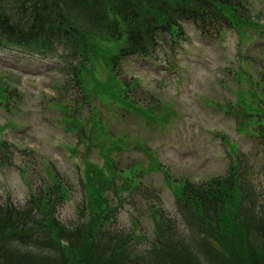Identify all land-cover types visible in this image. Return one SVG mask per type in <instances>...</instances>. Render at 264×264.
<instances>
[{
    "label": "rangeland",
    "instance_id": "obj_1",
    "mask_svg": "<svg viewBox=\"0 0 264 264\" xmlns=\"http://www.w3.org/2000/svg\"><path fill=\"white\" fill-rule=\"evenodd\" d=\"M244 1L251 17L245 33L223 27L202 34L183 21L177 44L167 34L150 56L125 58L120 77L110 69L115 44L95 41L82 88L74 80L63 86L58 59L1 49L0 87L8 96L0 97V139L16 150L0 163V200L23 205L56 174L66 184L56 214L69 224L84 199L82 179L112 196L116 189L104 178L111 176L123 186L119 198L134 190L131 175L154 187L161 207L183 226L178 180L222 177L237 164L263 199L264 139L256 132H264V0ZM130 196L118 207V224L152 234L146 205Z\"/></svg>",
    "mask_w": 264,
    "mask_h": 264
},
{
    "label": "trees",
    "instance_id": "obj_2",
    "mask_svg": "<svg viewBox=\"0 0 264 264\" xmlns=\"http://www.w3.org/2000/svg\"><path fill=\"white\" fill-rule=\"evenodd\" d=\"M243 9L244 0H0V49L56 57L67 76L63 86L74 80L81 88L95 41L115 44L109 55L114 70L129 56L149 55L167 34L181 37L183 21L202 33L211 27L220 33L223 25L242 30L250 20ZM15 150L0 139V163L8 164ZM239 169L232 165L228 174L202 182L178 180L176 208L183 226L161 207L154 187L128 175L134 190L126 194L143 200L152 236L121 227L120 199L114 203L105 187L98 192L84 179L77 217L63 223L56 204L66 184L53 176L23 205L0 200V264H264V198L244 183ZM104 178L116 189L113 195H121L123 186Z\"/></svg>",
    "mask_w": 264,
    "mask_h": 264
}]
</instances>
